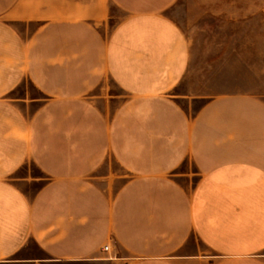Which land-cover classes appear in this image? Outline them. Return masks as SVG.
I'll return each instance as SVG.
<instances>
[{
	"label": "crops",
	"instance_id": "crops-1",
	"mask_svg": "<svg viewBox=\"0 0 264 264\" xmlns=\"http://www.w3.org/2000/svg\"><path fill=\"white\" fill-rule=\"evenodd\" d=\"M177 2L0 0V264H264V93L190 89Z\"/></svg>",
	"mask_w": 264,
	"mask_h": 264
},
{
	"label": "rangeland",
	"instance_id": "rangeland-1",
	"mask_svg": "<svg viewBox=\"0 0 264 264\" xmlns=\"http://www.w3.org/2000/svg\"><path fill=\"white\" fill-rule=\"evenodd\" d=\"M169 14L190 44L193 92L264 93V0H178Z\"/></svg>",
	"mask_w": 264,
	"mask_h": 264
},
{
	"label": "built area",
	"instance_id": "built-area-1",
	"mask_svg": "<svg viewBox=\"0 0 264 264\" xmlns=\"http://www.w3.org/2000/svg\"><path fill=\"white\" fill-rule=\"evenodd\" d=\"M109 248H110V246H109V245H105V246H104V249H105L106 251H108V250H109Z\"/></svg>",
	"mask_w": 264,
	"mask_h": 264
}]
</instances>
